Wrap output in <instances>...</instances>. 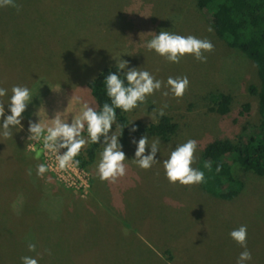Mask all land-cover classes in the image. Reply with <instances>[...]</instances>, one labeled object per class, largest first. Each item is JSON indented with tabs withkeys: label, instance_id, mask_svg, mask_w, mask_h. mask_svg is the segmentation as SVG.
I'll return each mask as SVG.
<instances>
[{
	"label": "rangeland",
	"instance_id": "rangeland-1",
	"mask_svg": "<svg viewBox=\"0 0 264 264\" xmlns=\"http://www.w3.org/2000/svg\"><path fill=\"white\" fill-rule=\"evenodd\" d=\"M15 4L0 7V87L10 94L12 85H26L33 100L23 114L24 129L10 137L0 135V264H21L22 256L37 254L39 264H236L244 249L229 232L240 225H247L252 254L246 264H264V177L240 173L245 188L226 202L204 193L199 184L169 183L164 174L162 161L176 143L196 140L195 167L207 143L236 142L243 126L258 121L257 99L248 92L258 84L255 65L216 36L196 1ZM153 31L207 38L214 47L204 53L206 61L186 54L171 63L145 47ZM120 58L161 81L188 77L183 96H164L162 86L127 114V125L134 121L144 126L155 123L166 104L164 116L176 131L169 141L160 140L159 160L150 169L126 159L127 174L114 183L96 174L101 145L88 166L60 170L42 142L27 139L28 118L50 126L54 116L71 120L84 103L95 106L88 84ZM216 92L231 96L226 115L210 110L208 96ZM245 103L250 110L240 114ZM115 132L119 136L118 125ZM141 134L134 133L137 138ZM123 145L131 158L129 132ZM39 163L48 165L40 176ZM28 243L36 244L35 252Z\"/></svg>",
	"mask_w": 264,
	"mask_h": 264
},
{
	"label": "clouds",
	"instance_id": "clouds-1",
	"mask_svg": "<svg viewBox=\"0 0 264 264\" xmlns=\"http://www.w3.org/2000/svg\"><path fill=\"white\" fill-rule=\"evenodd\" d=\"M5 6L17 7L15 0H0V7ZM208 30L211 31V28ZM154 33L151 39L145 42V47L171 63H179L186 54L192 55L196 60L206 61L204 53L211 52L214 47L207 38L201 39L194 35H181L169 31ZM129 64L128 60L120 58L114 65L116 70L108 71L104 75L105 94L110 102L103 103L99 111L94 105L84 103L79 116L71 120L54 116L51 118L50 126L42 124L39 119L34 121L28 118L27 139L42 142L43 150L55 156L60 170L79 164V160L75 158L86 144H100L102 150L99 152L95 171L101 181L114 183L118 178L124 177L127 174L126 159L133 161L140 169H150L159 160L157 154L160 152V139L150 141L146 134H141L137 138L134 133L139 129L134 121L122 126V135L118 136L115 132L117 110L125 113L132 111L145 103L148 96L160 91L162 86L167 89L162 95L167 96L171 93L174 97H181L189 86V79L187 76H169L166 81H161L148 70L141 69L140 66L130 67ZM3 97H7V100H0V135L10 137L17 129L19 132L24 129L23 114L33 97L31 89L21 84L12 85L10 94L8 88L0 87V98ZM166 107V104L161 107L158 115L163 116ZM125 128H128L129 144L134 146L131 158L126 157L122 143ZM196 149L197 142L191 138L183 143H176L171 148L167 159L162 161L164 174L169 183L196 185L204 182L205 173L192 167ZM205 166L211 167L210 164ZM47 170L48 165L45 163L36 166L38 176ZM216 170L219 172L220 167L217 166ZM247 234V225H240L229 232L230 238L244 249L237 257L236 264H246L252 259L251 252L247 250ZM27 247L30 252H35L37 246L35 243H28ZM21 264H39V254L22 256Z\"/></svg>",
	"mask_w": 264,
	"mask_h": 264
},
{
	"label": "trees",
	"instance_id": "trees-1",
	"mask_svg": "<svg viewBox=\"0 0 264 264\" xmlns=\"http://www.w3.org/2000/svg\"><path fill=\"white\" fill-rule=\"evenodd\" d=\"M196 7L210 17V25L216 36L230 48L244 53L253 62L258 84L250 85L248 92L257 99L258 121L243 126L236 142L218 139L207 143L201 150L195 168L205 173L200 189L223 201L238 197L245 188L241 174L264 177V0H195ZM114 65L102 69L88 88L99 111L105 102H110L105 94L104 75L115 71ZM211 111L226 115L230 112L231 96L222 92L208 96ZM250 105L245 103L240 114H246ZM127 113L117 110V125L121 132L127 126ZM138 132L167 142L176 131V125L166 116H157L155 123L141 126L136 123ZM128 128L124 129L122 143H125ZM100 149V144L89 143L75 158L77 166L83 168L91 164ZM210 164L211 167L205 165ZM217 166L220 171L217 172Z\"/></svg>",
	"mask_w": 264,
	"mask_h": 264
}]
</instances>
